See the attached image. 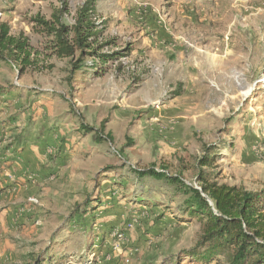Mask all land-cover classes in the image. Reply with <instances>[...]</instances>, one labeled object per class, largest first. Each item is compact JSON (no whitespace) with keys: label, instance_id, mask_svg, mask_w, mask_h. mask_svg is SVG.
<instances>
[{"label":"rangeland","instance_id":"374dc122","mask_svg":"<svg viewBox=\"0 0 264 264\" xmlns=\"http://www.w3.org/2000/svg\"><path fill=\"white\" fill-rule=\"evenodd\" d=\"M84 1L68 0L62 20L73 24ZM60 6L58 0H0V21L10 24L12 34L28 37L38 53L35 66L23 73L19 64L17 70L0 61V89H8L0 92V157L9 155L0 158V174L13 179L10 193L2 197L0 190V206L17 209L15 218L18 209L41 205L36 196L37 202H11L14 184L24 185L13 175L15 157L49 132L58 143L55 153L45 155L54 169L41 186L52 194L44 198L47 209L28 217L37 220L30 236L18 222L13 233H4L14 258L4 264H34L44 251L49 258L41 264H123L125 255L130 264H195L185 257L176 261L201 230L197 219L175 218L183 215L185 195L164 180L138 178L134 169L164 167L192 184L203 170L211 182L264 189V0H99L103 39L130 50L107 62L103 76L87 69L72 81L69 60L47 57L49 38L33 29L36 14L50 19ZM207 155L213 156L211 166L200 164ZM58 156L63 159L56 171ZM106 169L114 170L104 174ZM97 179L114 187L116 204L87 227L73 224L72 212L84 200L80 185L94 191ZM119 181L127 187H117ZM152 203L162 212H154ZM138 205L147 206V216L138 214ZM7 214L0 213V221ZM133 217L139 220L133 230L146 237L128 231V240L120 239L115 230ZM257 225L264 233V218ZM103 235V250L89 253L88 243L96 251ZM150 255L158 260H138Z\"/></svg>","mask_w":264,"mask_h":264},{"label":"trees","instance_id":"16d2710c","mask_svg":"<svg viewBox=\"0 0 264 264\" xmlns=\"http://www.w3.org/2000/svg\"><path fill=\"white\" fill-rule=\"evenodd\" d=\"M58 1L61 6L53 11L50 19L39 14L32 19L33 29L49 38L45 45L46 56L68 59L71 81L78 73H89L87 69L93 72L94 77L103 76L108 70L106 63L124 56L130 49H114L112 46L115 40L103 39L104 26L97 14L99 0H85L78 8L73 24L62 20L68 10V0ZM35 56H38V53L33 49L29 38L22 33L12 34L10 24L0 21V61L19 64V71L23 73L35 66ZM5 90L8 91L1 88L0 92ZM82 126L87 132L95 131L89 125ZM95 136L99 139L103 135ZM110 136L108 133L109 140L112 141ZM206 149L209 150V147ZM212 160L213 156L207 155L200 159V164L211 166ZM112 170L114 169H106L105 172ZM134 170L140 179L153 177L155 180H164L173 186L176 192L184 194L183 215H176L175 218L184 222L197 219L201 225L195 245L191 249L179 251L177 262L181 257H185L195 264H264V233L257 225L259 218H264V189L245 190L211 182L203 170L198 174L197 184L186 182L181 174L168 173L164 167L158 169L152 165ZM116 184L117 187H127L124 182L119 181ZM102 186L101 180L97 179L94 191L84 193L83 203L76 205L72 212V218H75L72 220L73 224L89 226L90 222L87 223L84 217L86 214L101 206L108 196L115 201L118 199L111 194L114 187L100 191ZM145 204L151 203L145 201ZM152 205L158 206L157 203ZM104 246L103 235L96 251H93L94 243H88L87 250L89 253H98ZM47 255L45 251L36 255L34 264H41L43 257L49 258ZM73 264L80 263L78 261Z\"/></svg>","mask_w":264,"mask_h":264},{"label":"crops","instance_id":"0c3cea01","mask_svg":"<svg viewBox=\"0 0 264 264\" xmlns=\"http://www.w3.org/2000/svg\"><path fill=\"white\" fill-rule=\"evenodd\" d=\"M6 91V90H5ZM5 95V94H4ZM51 127H53V125H51ZM49 138H45L44 140H40L38 142V144L33 143L29 148H26V150L24 152H18L17 156L15 157V161L13 162L14 167L16 168L15 171L13 172L14 176L20 175L22 181L24 182V185H15L14 187L17 189V194L14 193L13 194V200L12 201V196L10 198L12 203L18 202L19 200H22L23 202L28 201L30 198H33V196L39 197L40 198V206L36 207L35 209L32 208H22V209H18L19 211H21L22 213H20L19 216H17L15 218V214L17 212V209H14V211L11 212L12 208L11 207H6L5 205L0 206V207H6L4 209H2V214H6V218L4 220L0 221V226H2L1 228L4 230L3 232L0 231V263L4 264L5 261H9L13 258V254H12V249H10L12 247L13 244L10 243L9 237L5 236V232H9L10 234L13 233L12 229H13V225L12 224H16L15 222H18V225L23 224V226H18V228H26L25 231H22L23 234L29 235L30 236V232L33 231V226L34 224V219H28V217H30L33 213L36 214L35 212H45L47 209V205L44 201V198L46 197H51L52 194L47 193L46 190L50 189L49 187H42L41 186H45L46 184H48V180H50L51 178L49 177V175L53 174L52 172H54L50 166H53V162L51 164H49L47 162V157H45V155L48 154H53L55 153V151L58 149V143L56 140H54V142H52V132H49ZM58 135V134H57ZM57 135H55V137H57ZM57 143V144H56ZM56 144V145H55ZM59 144H61L59 142ZM25 145L23 144L22 147H24ZM21 147V148H22ZM8 152H11L10 149H7ZM5 152V150L3 151ZM4 155V154H3ZM3 155H1L0 158L3 157ZM6 156L9 155H5L4 157L6 158ZM3 157V159H4ZM63 159L62 156H58L56 160H61ZM66 162V161H65ZM65 162L63 161L61 164L64 165ZM9 162H7L8 164ZM2 167H5L4 165ZM56 171L60 170V162L59 164L56 166H54ZM113 171V170H112ZM35 172V173H33ZM111 172V171H110ZM106 174L109 172H105ZM9 174V172H4L2 174H0V190L2 197H4L6 195V192L8 191L10 193V190L12 189V187H8L9 185H12L13 183V179H9L6 175ZM36 184H38L39 186H37ZM103 185V183H102ZM87 184H82L80 185V192L84 195L85 192H89L88 188L86 187ZM95 186V185H94ZM15 188L13 190H15ZM111 187H109V185H103L102 188L100 189V191L102 190H109ZM16 194V195H15ZM12 195V194H11ZM47 195V196H46ZM115 195V194H114ZM17 197V198H16ZM84 198V196H83ZM114 202V203H113ZM9 204V203H8ZM116 201L112 200L109 196L107 197V200L101 205L99 206L96 210H94L93 212H89L88 214H86L84 217L85 219L91 220V218L96 217L99 218L101 216V214L103 212H105L104 210H106V212H108L106 208H110V205H115ZM140 210H148L146 205H138L137 206ZM131 208H135L134 206H131ZM154 212L156 213H161L162 211L160 210V208L158 206H154L153 208ZM105 212V213H106ZM141 212V213H140ZM138 214H142V211H140ZM41 213H39L40 215ZM24 215H26L27 217H23ZM41 216V215H40ZM165 215L163 218H166ZM2 218V217H0ZM119 218V217H117ZM103 219V218H102ZM17 220V221H16ZM172 220V219H170ZM35 221H37L35 219ZM41 222V221H39ZM91 222V221H89ZM93 222V221H92ZM115 223H117V221H115ZM113 223V224H115ZM90 224V223H89ZM92 224V223H91ZM86 231V230H85ZM94 231V229H93ZM92 231V232H93ZM134 231V230H130L129 232ZM138 237H146V235H142L143 231H139L136 230L134 231ZM132 236V235H131ZM149 238L151 239L152 237L149 236ZM150 241H148L145 244H148ZM142 248L145 247L144 245L141 246ZM32 248V247H31ZM34 250V249H32ZM147 251V250H146ZM146 251H142V253H145ZM148 253V252H146ZM141 257V255H140ZM138 258V260L142 263L144 262V260H150L149 262H155L157 261L155 257H153V255H150V257H146V258ZM147 262V261H146ZM123 264H125L123 262Z\"/></svg>","mask_w":264,"mask_h":264},{"label":"built area","instance_id":"2783aa9c","mask_svg":"<svg viewBox=\"0 0 264 264\" xmlns=\"http://www.w3.org/2000/svg\"><path fill=\"white\" fill-rule=\"evenodd\" d=\"M1 16H2V12L0 11V17ZM13 67L15 69H17V65L15 63H13ZM29 200L32 201V202H37V200L35 198H30ZM142 214L147 216V214H148L147 210L142 211ZM138 222H139V220L137 218H134V217L132 219H128L126 224H125L124 229L115 230L118 233H114V234L118 235V237L120 239L126 238L128 240L129 235H127V232L130 231V230H133L138 225ZM119 245H120V242H118V241L114 243V246L117 248V250H119V248H121ZM120 251L122 252V249ZM123 262L125 264H130V257L125 255L124 258H123Z\"/></svg>","mask_w":264,"mask_h":264}]
</instances>
